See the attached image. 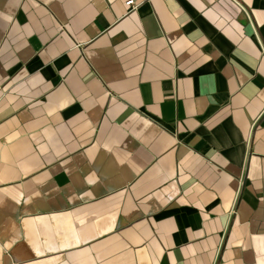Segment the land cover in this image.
<instances>
[{"label": "crops", "instance_id": "crops-1", "mask_svg": "<svg viewBox=\"0 0 264 264\" xmlns=\"http://www.w3.org/2000/svg\"><path fill=\"white\" fill-rule=\"evenodd\" d=\"M0 0V264H264V0Z\"/></svg>", "mask_w": 264, "mask_h": 264}, {"label": "built area", "instance_id": "built-area-1", "mask_svg": "<svg viewBox=\"0 0 264 264\" xmlns=\"http://www.w3.org/2000/svg\"><path fill=\"white\" fill-rule=\"evenodd\" d=\"M125 5H126L127 7H130V9H135V8L137 7V5L134 3L133 0H129V1H127V2L125 3Z\"/></svg>", "mask_w": 264, "mask_h": 264}]
</instances>
